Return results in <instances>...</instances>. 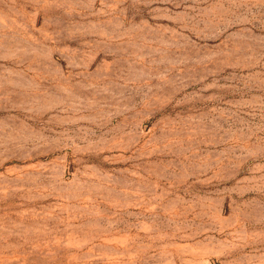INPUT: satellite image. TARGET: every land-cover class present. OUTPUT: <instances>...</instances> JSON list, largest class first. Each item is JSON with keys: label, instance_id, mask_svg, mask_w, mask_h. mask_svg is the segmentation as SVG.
<instances>
[{"label": "rangeland", "instance_id": "374dc122", "mask_svg": "<svg viewBox=\"0 0 264 264\" xmlns=\"http://www.w3.org/2000/svg\"><path fill=\"white\" fill-rule=\"evenodd\" d=\"M0 264H264V0H0Z\"/></svg>", "mask_w": 264, "mask_h": 264}]
</instances>
